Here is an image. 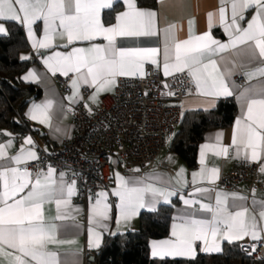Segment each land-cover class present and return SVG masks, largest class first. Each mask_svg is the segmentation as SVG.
I'll use <instances>...</instances> for the list:
<instances>
[{"label":"snow or ice","instance_id":"6c2138e0","mask_svg":"<svg viewBox=\"0 0 264 264\" xmlns=\"http://www.w3.org/2000/svg\"><path fill=\"white\" fill-rule=\"evenodd\" d=\"M124 2L128 10L120 13L116 17L117 23L111 27H104L101 24L100 11L103 8L112 7L113 0H0V19L22 21L28 26L30 37L33 35L32 25L42 19L45 24L44 40L34 41V47L37 44L41 48L51 46L58 28L62 29L61 36L67 35L69 43L73 40L91 41L97 36H103L107 41L105 45L93 44L87 49L74 48L67 55L56 53L55 57L59 58L60 67H53L49 63L53 57L45 61L53 72L61 71L64 75H67L68 71L79 73V81L92 86L99 85L96 88V92L99 93L107 86L114 85L117 76L135 75L137 72L143 74L145 60H150L153 64L157 63L156 56L159 52L157 48L117 47V37L157 34L155 27L157 13L155 11L138 9L134 0H124ZM226 3L231 4V23L225 28V31L232 29L229 32L230 42L221 44L209 32L193 35V21L190 20L189 39L181 42L173 40L171 46L165 44L163 63L165 76L184 72L187 69L188 75L195 82L200 94L214 97L231 96L232 91L225 80V73L220 71L217 61L211 57L218 52L226 51L229 47L248 45L252 58H256L258 52L259 58L264 60V0H221L222 6L219 9L221 23L225 22L226 9L223 5ZM249 9H254L255 15L252 16L246 28H241L238 20H243L244 13ZM20 13H23V16ZM212 19L213 13H209V27H211ZM172 28L174 25L165 29L166 34ZM5 32V28L0 25V33ZM248 75L249 78L255 75L264 76V67L257 68L255 72ZM25 79L35 80L36 74L29 72ZM72 87L76 91L70 99L75 100L79 90L77 80L72 81ZM90 99L95 102L96 95L94 94ZM239 99L242 100L246 111L243 118L236 121L233 144L243 146L245 152L251 149V159L256 160L259 156L257 149L264 148V86L259 89H245ZM50 108V101L45 105H34L31 118L39 119L41 124H49L51 117L48 111ZM25 143L31 145L33 142L29 137ZM8 146H11V141ZM208 147L209 145L202 146L200 161L202 165L204 164L203 149ZM227 151V148H222L216 154L226 155ZM237 154H239V148ZM5 156V146L0 145V159ZM8 159L20 165L29 160H36L38 157L34 151L30 149L25 151L22 148L20 154ZM260 170L264 172V167ZM183 171L181 169L180 173L182 174ZM205 172L206 170L202 168L199 174L193 173V182H196L197 175L201 179L206 178ZM217 172V169H211L210 176L207 178L214 182ZM31 175L27 169L21 170L18 167H4L0 170V181L3 183V190L0 191V256L7 259V264H29V258L35 264H59L56 253L48 251L47 245L73 243V241L57 240L56 226L54 224L45 225L42 207L45 203L54 201L59 211L61 205H67L69 203L67 197H71L75 192V182L65 183L63 173L60 174L61 179L57 182L54 178L55 169L52 167H48L46 173L38 174L34 181ZM116 180L118 187L114 195L120 198L118 207L120 217L124 220L135 216L138 209L145 206L146 193H151L153 198L164 197L165 202L168 201V197L175 195L173 191L158 188L143 180L137 179L130 182L119 173L116 174ZM25 189H29L26 195L16 198ZM196 191L207 192L209 189L197 188ZM99 196L101 199L96 200L92 209L93 216L97 218L95 222L101 227H107L106 224L101 223L109 218L110 206L105 202L107 194L100 193ZM233 198L245 199L235 194ZM184 203L194 204L196 201L185 200ZM236 207H239L238 211L230 212L227 197L222 198V194L218 193L215 208L211 204L200 206L202 211L213 214L211 219L183 217L182 223L172 225V235L176 237V241H163L162 244L167 248L159 251L154 244L153 255L194 256L193 242L196 240L204 241L206 247L203 251L220 252L221 247L217 243L218 235L229 242L249 235L253 240L259 239L255 217L249 220L246 215L248 209L243 206ZM259 216L261 220H264V210L260 211ZM56 218L63 217L58 215ZM91 231L90 229V233ZM96 235L95 246L99 247V234ZM209 235L212 237L211 244L208 243Z\"/></svg>","mask_w":264,"mask_h":264},{"label":"crops","instance_id":"0c3cea01","mask_svg":"<svg viewBox=\"0 0 264 264\" xmlns=\"http://www.w3.org/2000/svg\"><path fill=\"white\" fill-rule=\"evenodd\" d=\"M134 2L136 7L140 10H151L157 13L155 24L157 34L140 37H117L116 45L118 48H157L159 49L156 56L157 63L153 64L150 60H145L143 62V74L137 72L135 75L117 76L114 85L107 86L105 90H102L99 93L96 92V88L99 85L92 86L82 83L78 79L79 73L68 71L67 75H64L61 71L53 72L49 69V66L45 61L48 60L49 57H53L49 63L52 64L53 67H60L61 64L58 63L59 58L55 57L56 53L67 55L71 53L74 48L87 49L93 44L105 45L107 44V41L104 40L103 36H97L91 41L73 40L69 43L67 35L65 34L61 36L60 33L62 32V29L58 28L52 39L51 46L41 48L37 44V46L34 47V41L44 40L45 24L42 19L37 20L32 25V37L29 36L28 26L22 21L0 19V25L6 30L5 33H0V36L8 34V22H18L22 25L30 50L23 52L21 54V59L34 62L22 74L21 78L25 83L34 84L42 91L40 99L32 102L26 110V119L39 131V135L26 134L18 137L9 132H4V136L0 134V145L5 146L6 152L5 158L0 159V170H3L4 167L20 168L21 166H25L40 159V141L45 143V150L47 153H50L58 149L64 140L70 138L74 129V117L65 111L64 108L66 104L78 105L81 102H85L88 110L91 109L89 112H93L103 96L112 94L115 91L119 77H142L145 74L147 67L160 69L164 75L163 63L165 44L167 43L171 46L173 40L175 42H181L189 39L190 20L193 21V35H202L209 32L210 35L221 44H228L230 42L229 32H231L232 29L225 31V28L231 23L230 3L223 5L226 9V13L225 22L221 23L219 18V9L222 6L221 0H163V3H161V0H157V6L154 9L140 7L137 0H134ZM116 4H121V8L116 12L114 22L112 24H106L104 21V12L111 10ZM16 7L17 9L19 8L18 5ZM127 10L128 6L124 0H113L112 7L101 9L100 22L104 27H111L117 23L116 17ZM209 13H213L211 27H209ZM20 15L23 16V13H20ZM253 15H255L254 9L247 10L244 13V19L238 20L240 27L246 28ZM170 25H174V28L166 34L165 29H168ZM23 57H27V59H23ZM211 59L216 60L220 71L225 73V80L232 91V95L219 97L206 96L200 94L196 88L195 94L182 101V109L184 114L193 111H210L216 108L219 100L232 98L235 100L238 109V115L234 123L230 127L212 129L204 134L203 141L198 147L197 165L193 168H190L184 160L170 149L171 143L180 129L179 127L175 135L166 140L164 148L156 158L154 165L144 174L126 175L116 166L112 171L110 185L107 188H104L103 186L99 187L96 192L90 196L87 204H83L76 200L78 196V185L76 183L74 194L71 197H67L69 203L67 205H61L59 211L54 201L51 203H45L42 207L45 225L54 224L56 226V238L58 241H73V243H51L47 245L48 251L56 253L59 264H97L94 255L102 246L106 236L138 230L141 213L145 211H157L161 206H172L173 219L170 227V234L167 237L150 241V255L152 258L192 260L199 254H220L223 251L224 243L229 241L222 239L218 235L217 243L220 244V252H205L203 251L206 247L204 241L196 240L193 242V247L195 249L194 256L190 257L167 254L153 255L154 244L159 251L167 248L166 245L162 244L163 241H176V237L172 235V225L182 223L183 217L194 216L197 219H211L213 214L202 211L200 206L201 204H211L213 208H215L218 193L222 194V198L225 196L227 197L230 212L238 211L239 207L236 206L246 207L248 209L246 215L249 220H251L252 217H255L257 222V230L260 235L259 239L253 240L249 235L240 240H233L231 242L243 244L261 241L264 244V220H261L259 216L260 211L264 210V192H259L250 196L248 195L246 185H240L233 190H225L217 185L223 177L230 174L238 167L241 160L257 163L260 169L264 167V148H258V159L252 160L251 149H248L247 152H245L243 146L233 144V134L236 130V121L242 119L246 111L243 102L239 97L245 89H259L264 86V76L255 75L252 78H249L248 75L249 73L255 72L257 68L264 67V60L259 58L258 52L257 57L252 58L251 53L248 51V45H238L235 48L229 47L226 51L216 53ZM205 62H207V59H205ZM29 72H34L36 74L35 80L25 79ZM185 72H187V69ZM56 76H72V81L77 80L79 90L75 100L70 99V97H73L74 91H76V89L72 87V81L68 93L62 94L55 81ZM239 77H243V83L238 81ZM83 88L89 89V94L87 96H83ZM94 94L96 95L95 102L90 99ZM257 98H259V95H257ZM49 101L51 102V108L48 111V115L51 117L50 123L41 124L39 119H32L31 111L33 106L45 105ZM37 115L39 116V114ZM57 129H59V131H57ZM29 137L33 142L31 145L25 143V140ZM9 141H11V146H8ZM204 145H209V147L203 149L204 164L202 165L200 161L202 146ZM22 148L25 151L29 149L34 151L37 154L38 159L29 160L27 163H22L20 165H17L8 159L20 154ZM222 148L228 149L227 154L217 155L216 152ZM238 148L239 154H237ZM202 168L206 170V178L201 179V177L197 175L196 182L194 183L193 173L199 174ZM213 168L217 169L218 172L215 181L211 182L207 177L210 176V170ZM47 169L43 170L40 174L46 173ZM181 169L184 170L182 174L180 173ZM29 172L32 174L31 179L34 181L38 174L31 171ZM117 173L130 182L137 179L143 180L145 183H151L158 188L173 191L175 192V195L168 197V201L165 202L164 197L157 196L153 198L151 193H146L144 198L145 206L139 208L135 216L128 220H124L120 217V210L118 207L120 204V198L114 195V192L118 187L116 180ZM260 174L264 179V172H261L260 170ZM54 178L59 182L61 176L55 171ZM63 179L65 183H72L66 180L65 177H63ZM197 188H205L209 189V191L197 192ZM2 190L3 183L0 181V191ZM28 190L29 189H25V191L20 193L16 198L26 195ZM100 193L107 194L105 202L110 206L108 214L109 218L101 221V223L106 224L107 227H101L96 223L95 221L97 218L93 216L92 212L96 200L101 199L99 196ZM233 194L237 197H245V199H234ZM185 200L196 201V203L185 204ZM58 215L63 218L57 219L56 217ZM90 229L92 230L91 233ZM96 234H99V247L95 246L97 240ZM90 241L92 242L91 246ZM208 243H212L211 235L208 237ZM6 250L12 251L11 249ZM0 264H7V259L0 256ZM29 264H35V262L30 261L29 258Z\"/></svg>","mask_w":264,"mask_h":264},{"label":"built area","instance_id":"2783aa9c","mask_svg":"<svg viewBox=\"0 0 264 264\" xmlns=\"http://www.w3.org/2000/svg\"><path fill=\"white\" fill-rule=\"evenodd\" d=\"M72 78L55 77L62 94L68 93ZM238 81L243 83V77ZM195 93V84L185 71L166 77L160 69L147 67L142 77H119L115 91L103 96L93 112L85 102L66 104L65 111L74 117L72 136L50 153L40 141V159L20 169L40 174L54 168L78 185L76 200L87 204L99 187L110 185L116 166L126 175H142L154 165L166 140L181 126L182 101ZM82 94L87 96L89 89L83 88ZM217 185L225 190L246 185L250 196L264 192L259 165L246 160ZM240 251L264 261L261 241L241 243Z\"/></svg>","mask_w":264,"mask_h":264},{"label":"trees","instance_id":"16d2710c","mask_svg":"<svg viewBox=\"0 0 264 264\" xmlns=\"http://www.w3.org/2000/svg\"><path fill=\"white\" fill-rule=\"evenodd\" d=\"M140 7L154 9L157 0H137ZM121 4L104 12L106 24H112ZM8 34L0 36V134L9 132L18 137L39 135L26 119L29 105L40 99L42 91L34 84L25 83L22 74L34 61H24L21 54L30 50L24 29L18 22H8ZM238 115L234 99H221L215 109L184 114L179 131L170 149L190 168L197 165L198 147L204 134L212 129L230 127ZM4 136V135H3ZM2 136V138H3ZM172 206H161L157 211H145L139 217V229L106 236L95 252L97 264H264L240 251V244L225 242L220 254H199L192 260L155 259L150 255V241L170 234Z\"/></svg>","mask_w":264,"mask_h":264}]
</instances>
